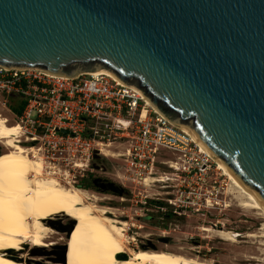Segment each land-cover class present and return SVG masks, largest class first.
<instances>
[{
  "label": "water",
  "instance_id": "obj_1",
  "mask_svg": "<svg viewBox=\"0 0 264 264\" xmlns=\"http://www.w3.org/2000/svg\"><path fill=\"white\" fill-rule=\"evenodd\" d=\"M0 67L108 74L264 205V0H0Z\"/></svg>",
  "mask_w": 264,
  "mask_h": 264
},
{
  "label": "built area",
  "instance_id": "obj_2",
  "mask_svg": "<svg viewBox=\"0 0 264 264\" xmlns=\"http://www.w3.org/2000/svg\"><path fill=\"white\" fill-rule=\"evenodd\" d=\"M0 95L18 127L19 141L29 144L46 169L61 177L59 181L75 186L87 174L101 173L102 159H116L121 166L115 179L142 188L137 196L143 207L148 200L165 202L177 215L220 205L224 179L218 180L224 176L211 156L190 134L112 77H55L0 67ZM21 102L17 115L10 108ZM159 179L162 182H156ZM154 184L164 189L165 199L146 194ZM153 206L160 212L167 207Z\"/></svg>",
  "mask_w": 264,
  "mask_h": 264
},
{
  "label": "bare ground",
  "instance_id": "obj_3",
  "mask_svg": "<svg viewBox=\"0 0 264 264\" xmlns=\"http://www.w3.org/2000/svg\"><path fill=\"white\" fill-rule=\"evenodd\" d=\"M7 123L6 118L0 115V144L6 149L0 155V264H28L21 251L27 247L39 249L50 246L45 243L53 234L48 222L58 217H67L74 222L63 264H207L164 251H128L127 223L106 217L110 214L108 209L95 205L93 201L98 199L88 191L62 186L55 172H46L43 160L32 148L20 146L18 127ZM190 136L209 154L192 134ZM211 158L237 191L235 198L239 208L258 210L264 216V205L238 183L214 156ZM205 231L232 243L241 236L239 233ZM259 232V237L253 234L246 237L261 239L258 244L264 247V224ZM121 255L125 257L122 259ZM259 262L264 263V259Z\"/></svg>",
  "mask_w": 264,
  "mask_h": 264
},
{
  "label": "rangeland",
  "instance_id": "obj_4",
  "mask_svg": "<svg viewBox=\"0 0 264 264\" xmlns=\"http://www.w3.org/2000/svg\"><path fill=\"white\" fill-rule=\"evenodd\" d=\"M0 115L8 119L7 124L15 125L12 115L3 108L1 101ZM19 144L25 148L30 147L22 141ZM4 152L6 149L0 144V155ZM101 165L102 172L94 176L96 179L113 184L117 191H100L94 188L85 191L97 197L98 201H93L95 205L108 209L110 214L106 217L127 223L126 249L128 251H164L197 259L207 264H264L259 262L264 259V247L258 244L261 239L255 238L260 236L259 228L264 224V216L258 210L245 211L239 208L235 198L237 191L226 176L223 175L224 177L218 180L221 182L224 179L221 183L222 189L218 194L219 206L201 213L187 210L182 214H173V217L168 219L157 213L156 207L149 203L150 200H148V205L143 207L140 203L142 198L137 196L139 191L143 192L142 188L137 190L128 183L121 185L115 179L114 175L121 166L119 160L102 159ZM164 171L168 172L167 168ZM46 172L52 173L53 171L47 170ZM56 178L61 177L56 176ZM61 185L65 188H77V185L73 186L74 184H67L63 181ZM168 191L176 193L172 189ZM146 194L149 196L156 194L155 197L158 194V197L162 199L167 197L164 189H160V184H154L151 189H146ZM168 206L166 211L162 212L163 214L169 211L170 206ZM70 225L73 228L74 222L67 217H58L49 221L48 226L53 234L49 235L45 243L50 246L39 249L27 247L21 251V255L27 258L28 264H63L61 246L66 247L64 258L66 261L67 243L72 228L68 237L66 230ZM205 229L230 234L239 233L241 236L237 242L232 243L221 240ZM248 234H253L255 237L248 238L246 237ZM124 257L125 255L120 256L122 259Z\"/></svg>",
  "mask_w": 264,
  "mask_h": 264
},
{
  "label": "trees",
  "instance_id": "obj_5",
  "mask_svg": "<svg viewBox=\"0 0 264 264\" xmlns=\"http://www.w3.org/2000/svg\"><path fill=\"white\" fill-rule=\"evenodd\" d=\"M22 106H23V103L21 102V104H17L16 106L11 105V109H12V111L15 114L19 115L21 113V111H22ZM97 181H100V179H98V178L96 179V176H94L93 174H87V177L81 179L78 182L76 187L79 188V189H83V190H87V189H91V188L97 189L96 185L94 184ZM149 203L152 204V205H157L159 207L167 206L163 202L149 201ZM157 213L162 215L165 218H168V219L173 217V214L171 213V211H167L166 214H163L160 211H157Z\"/></svg>",
  "mask_w": 264,
  "mask_h": 264
},
{
  "label": "flooded vegetation",
  "instance_id": "obj_6",
  "mask_svg": "<svg viewBox=\"0 0 264 264\" xmlns=\"http://www.w3.org/2000/svg\"><path fill=\"white\" fill-rule=\"evenodd\" d=\"M96 185V188L100 191H110V192H113L110 190V187H109V183L107 182H104L102 180L100 181H97L94 183Z\"/></svg>",
  "mask_w": 264,
  "mask_h": 264
}]
</instances>
